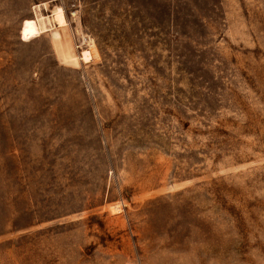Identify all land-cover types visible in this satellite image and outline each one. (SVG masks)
Segmentation results:
<instances>
[{"label":"rangeland","instance_id":"obj_1","mask_svg":"<svg viewBox=\"0 0 264 264\" xmlns=\"http://www.w3.org/2000/svg\"><path fill=\"white\" fill-rule=\"evenodd\" d=\"M0 264H264V0H0Z\"/></svg>","mask_w":264,"mask_h":264},{"label":"bare ground","instance_id":"obj_2","mask_svg":"<svg viewBox=\"0 0 264 264\" xmlns=\"http://www.w3.org/2000/svg\"><path fill=\"white\" fill-rule=\"evenodd\" d=\"M64 15L62 14V11H61V9H55V11H54V20L56 21V23L59 25V26H62V25H64L65 24V20H64V17H63ZM41 20H44V18L42 17L41 19H40V21ZM42 23H43V21H41ZM41 22H39L38 23V26H40V24H41ZM36 28V27H35ZM42 28V26H40V27H38L37 29H34V31H33V33H37L38 32V30L39 29H41Z\"/></svg>","mask_w":264,"mask_h":264}]
</instances>
